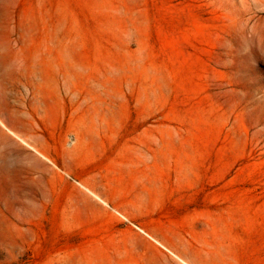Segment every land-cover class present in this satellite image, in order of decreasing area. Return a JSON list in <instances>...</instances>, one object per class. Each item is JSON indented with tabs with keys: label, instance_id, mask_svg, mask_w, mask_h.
<instances>
[{
	"label": "rangeland",
	"instance_id": "374dc122",
	"mask_svg": "<svg viewBox=\"0 0 264 264\" xmlns=\"http://www.w3.org/2000/svg\"><path fill=\"white\" fill-rule=\"evenodd\" d=\"M0 264H264V0H0Z\"/></svg>",
	"mask_w": 264,
	"mask_h": 264
}]
</instances>
